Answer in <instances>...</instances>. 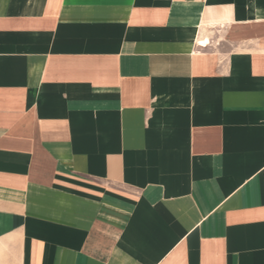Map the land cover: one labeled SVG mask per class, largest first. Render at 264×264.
Returning a JSON list of instances; mask_svg holds the SVG:
<instances>
[{"label": "crops", "instance_id": "obj_1", "mask_svg": "<svg viewBox=\"0 0 264 264\" xmlns=\"http://www.w3.org/2000/svg\"><path fill=\"white\" fill-rule=\"evenodd\" d=\"M0 264H264V0H0Z\"/></svg>", "mask_w": 264, "mask_h": 264}]
</instances>
